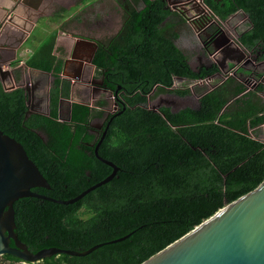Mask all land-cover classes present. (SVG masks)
Segmentation results:
<instances>
[{"label": "trees", "instance_id": "obj_1", "mask_svg": "<svg viewBox=\"0 0 264 264\" xmlns=\"http://www.w3.org/2000/svg\"><path fill=\"white\" fill-rule=\"evenodd\" d=\"M117 2L124 24L115 37L98 43L92 61L104 89L126 105L99 148L100 157L120 168L108 184L76 204L54 202L73 199L111 175L95 148L110 119L123 110L108 116L102 132L92 120L104 119L105 99L92 106L74 103L71 121H60L59 101L69 99L72 85L62 78L63 59L53 54L56 37L46 38L25 62L54 76L49 116H27L25 90L7 91L0 78V130L23 145L51 186L33 191L54 200L25 198L14 204L18 238L33 253L50 248L82 253L129 236L86 257L59 254L40 264H143L264 182V142L258 140L264 130L263 74L238 69L210 90L195 88L198 109H148L155 94H191L170 89L175 78L192 84L221 71L216 63L192 69L176 45L177 25L183 22L166 9L165 0ZM203 2L222 22L247 14L249 29L239 42L264 60V0ZM19 62L10 63L17 84ZM248 78L258 86L248 88ZM19 262L7 255L0 264Z\"/></svg>", "mask_w": 264, "mask_h": 264}, {"label": "water", "instance_id": "obj_2", "mask_svg": "<svg viewBox=\"0 0 264 264\" xmlns=\"http://www.w3.org/2000/svg\"><path fill=\"white\" fill-rule=\"evenodd\" d=\"M22 1L25 4L26 1ZM182 1L184 0L169 1V5L175 9L177 4L182 6ZM193 1L200 9L199 13H206V10L200 5V2L204 3L203 0ZM5 21H9V19ZM1 32L2 29H0ZM23 42L24 40H21L17 45L0 48L15 54L22 47ZM212 45L218 56L216 64L225 75L230 72L231 66L242 67L251 63L248 53L234 43L226 33H220ZM94 47L96 51L97 45L95 44ZM10 60H0V78L3 87L6 89L8 85L7 91L24 88L29 95L28 86L17 84L11 71L2 66ZM178 80L181 79L178 78ZM118 90L115 91L116 95ZM108 93L110 98H116L113 97V92L109 91ZM29 102L28 96L27 116L34 113ZM118 106H122L123 110L116 114ZM114 110L116 115L110 119L95 148L97 159L111 167L113 172L102 182L67 201H54L33 191L34 189L50 190L51 186L38 166L29 158L23 145L0 130V259L8 255L26 263H38L59 254L86 257L105 245L115 244L129 237L96 245L82 253L58 248L44 249L33 253L16 233L14 204L20 199L36 198L69 206L83 200L91 192L108 184L116 177L120 168L99 156V148L108 134L111 122L126 110V105L121 100L115 101ZM159 110L160 108L154 109V111ZM70 121L71 108L67 122ZM143 264H264V182L254 191L227 205L195 230L152 256Z\"/></svg>", "mask_w": 264, "mask_h": 264}, {"label": "crops", "instance_id": "obj_3", "mask_svg": "<svg viewBox=\"0 0 264 264\" xmlns=\"http://www.w3.org/2000/svg\"><path fill=\"white\" fill-rule=\"evenodd\" d=\"M24 1L27 3L24 4L23 1L20 3V0H0V25L4 22V26H8L11 30L10 35H12H7L3 43H0V47L9 46V43L18 44L24 40V44L15 54L0 49L5 52V55L10 54L6 61L14 58L7 62L10 66V63L15 61L19 55H27L28 59L39 45L46 41L44 38L37 46L28 45L35 37L34 34L38 29H43L47 38L56 37L53 54L57 58L63 59L62 78L71 82L72 85L69 99L61 98L59 101V119L61 122H67L70 108L72 112V104H86L75 100L76 92L82 91V94L88 97L86 95L90 94L91 91L92 94L99 91L100 94H107L109 97V91L102 89L104 81L99 76L92 61L98 50V43L106 42L120 32L125 21V13L117 0H79L78 2L76 0H60L61 6L58 9L50 6V2L56 0ZM165 1L167 3L166 9H172L169 0ZM88 7L91 10L90 13L85 12ZM144 7L143 5L139 9ZM86 15L88 18L82 19ZM6 19L9 21L5 22ZM42 23L44 24L43 27H41ZM52 25L54 26L53 29L50 27ZM70 27L71 29H69ZM181 27L182 24L177 25L178 30ZM95 44L97 45L96 51ZM25 62L26 60L20 63L17 68L21 70L22 80L20 84L29 88L27 101L29 96V104L34 110L33 114L49 116L54 76L52 73L29 68ZM12 76L14 79V69ZM174 80L185 81L178 80V78ZM96 99L97 96H92L89 101L95 103L98 100ZM64 111L66 112L65 116H63Z\"/></svg>", "mask_w": 264, "mask_h": 264}, {"label": "rangeland", "instance_id": "obj_4", "mask_svg": "<svg viewBox=\"0 0 264 264\" xmlns=\"http://www.w3.org/2000/svg\"><path fill=\"white\" fill-rule=\"evenodd\" d=\"M86 1H88V0H86ZM21 2H22V0H20V3ZM192 2H194V1H192ZM201 5H202V8H204L202 2H201ZM182 6H183V4H182ZM194 6H196L195 2H194ZM142 7H143V4L141 3L139 5V8H142ZM198 9L199 8L197 7V9L195 8L194 10L198 11ZM195 11H191L190 16H192ZM85 12L86 13L91 12L89 7L85 9ZM85 18H88V16L87 15L83 16L82 19H85ZM88 20L91 21V19H88ZM43 25L44 24L42 23L41 27H43ZM50 27H51V29H53L54 26L52 25ZM215 27H217V28L219 27V29H220V27L223 28V30H225L230 35L232 40H234L236 42V44H238L241 48H243V46H241V44L238 43L237 41L239 38V34L248 29V20H247V17L245 14L240 13V14L232 17L226 23L218 21L215 24ZM0 29H2V32H3V33L1 32L3 35L0 38V43H3V41L6 39L7 35H10L11 30L8 28V26L7 27L4 26V22L1 23ZM69 29H71V27ZM181 31H182V33L180 31H178L179 34H181V37L176 41V44L184 52V54L187 56V58L189 59V63H190L193 70L196 71V70H198V68L200 66H209L212 63H216V59L218 56L217 55L212 56L208 52V48H209L208 45L206 43H202L204 36H205V33L202 30L201 31L197 30L192 23L188 22V24L182 25ZM34 35L36 38L34 37L33 40L30 41V43L28 44L29 46H32V47L37 46L39 44V42L44 40V38H47V36H46L47 34L45 33V31L43 29H38ZM10 36H12V35H10ZM209 46H211V45H209ZM9 56H10V54L5 55V52H3L0 49V60H7L9 58ZM249 57L251 58V62H252V60H254V59L251 57L250 54H249ZM2 66H4L5 68H8L12 73L13 69L7 63L2 64ZM244 67H245L244 69H246V70L250 69L249 71L253 70L254 72H257V73H264V67L262 69L254 68L251 66V64L244 65ZM239 69H241L242 71L244 70L242 68H239ZM226 75L223 74L221 77L212 78V79H210V82L204 83L203 86L202 85H195V83L190 84L186 81L178 82L177 80H174V84H176V87L174 89H181V90L189 89L191 91V94L184 97L185 99H181V100H179L180 97H178L174 93H170V94L164 93V94H157V95L155 94L149 99L146 107L148 109H151V110L166 107V108L171 109L174 112L178 111V110L185 109V108L196 109L197 105L199 103V96L195 93V88H203L205 90H210L214 87V85L218 81L223 80ZM262 82H264V79L262 80ZM246 84H247L248 88L252 89V88H256L258 86L259 82L256 83L255 80L251 81V78H248L246 81ZM7 88H8V85H7ZM7 88H6V90H7ZM262 97L264 98L263 94H262ZM89 98H91V97H85V95L82 94V91H79L78 93L76 92L75 100L80 102V103H86V104H89L90 106L93 105L94 101H92V102L89 101ZM97 99L98 100H100V99L107 100L108 106L105 109L106 113H109L110 111L112 112L114 110L115 100L113 98L108 97L107 94L101 93V95H99L97 97ZM163 99H170L172 101L176 100V101H178L180 106H177L174 103H162L161 100H163ZM65 114H66V112L64 111L63 116H65ZM100 125H102V120H97V119L92 120V126L96 127V126H100ZM258 140L261 142H264V130H261V133L258 136ZM0 261H2V258L0 259ZM5 264H7V263H5ZM17 264H29V263H25L22 261V262H19ZM31 264H40V262L31 263Z\"/></svg>", "mask_w": 264, "mask_h": 264}, {"label": "flooded vegetation", "instance_id": "obj_5", "mask_svg": "<svg viewBox=\"0 0 264 264\" xmlns=\"http://www.w3.org/2000/svg\"><path fill=\"white\" fill-rule=\"evenodd\" d=\"M77 2L79 1V0H76ZM169 1H180V0H169ZM193 0H184V1H182V3L181 4H183V6H180V5H178L177 4V7L175 8V9H171V10H173V11H175V12H177L179 15H180V17H181V21L183 22L182 23V25L183 24H188V22H190V23H192L193 25H194V27L197 29V30H199V31H203L204 33H205V36H204V39H203V41H202V43H206L207 45H208V47H210V51H208L212 56H216L217 55V53L214 51V48H213V45H212V43L214 42V40L218 37V35L221 33H226L227 35H229L225 30H223V28H221L220 27V29H219V32L216 34L215 32H214V30H213V32H211L212 31V27H215V24H216V22L214 21V16H211L209 13H199V9H198V11L196 10H194L195 8L197 9V6H194V2H192ZM60 0H56V1H52V2H50V6H52V8H54V9H58L61 5H60ZM180 6V7H179ZM195 8H194V7ZM193 7V8H192ZM191 11H195L194 13H193V15L192 16H190V12ZM245 14V13H243V12H239V13H236V14H234V15H232L230 18H229V20L232 18V17H234V16H236V15H238V14ZM246 15V17H247V20H248V29H249V16L247 15V14H245ZM190 16V17H189ZM190 19H189V18ZM196 17H198V19H194V18H196ZM184 20V21H183ZM229 20H227L226 22H228ZM219 21L220 22H222L220 19H219ZM226 22H224V23H226ZM201 26V27H200ZM219 28V27H218ZM247 29V30H248ZM180 30V32H181V28L179 29ZM246 30V31H247ZM243 32H245V31H243ZM216 34V35H215ZM230 36V35H229ZM180 37H181V34H180ZM179 37V38H180ZM214 37V38H213ZM239 37H240V34H239ZM231 38V37H230ZM232 39V38H231ZM233 42L234 43H236L234 40H233ZM238 43H240L239 42V38H238V41H237ZM211 44V46H209L210 44ZM17 43H9V45H16ZM242 46V45H241ZM244 48V47H243ZM244 50L247 52V53H249L250 55H251V57L254 59V60H252V62L250 63L251 64V66L252 67H254V68H260V69H262L263 67H264V60H261V61H259L258 60V55L256 54V53H250L247 49H245L244 48ZM249 54H248V56H249ZM250 58V57H249ZM250 61H251V58H250ZM212 64H214V63H212ZM211 65V64H210ZM239 68H242V69H244L245 67L244 66H242V67H234L233 66V68H231V70H230V72L231 71H233L234 72V75L236 74V71L239 69ZM244 70H246V69H244ZM250 69H247L246 71H249ZM221 71V70H220ZM252 72L253 73H257V72H254L253 70H252ZM221 75H218L217 77H221L222 75H223V73L221 72L220 73ZM263 74V78L261 79V83L264 85V82H262V80L264 79V73H262ZM228 75V74H227ZM104 85V84H103ZM102 89H104V87H102ZM105 90V89H104ZM106 91V90H105ZM99 91H95L94 92V94H92V91L90 92V94H88V95H86V96H88V97H92V96H99V95H101L100 94V92L98 93ZM263 94V96H264V92L262 93ZM179 97V96H178ZM181 99H185L184 97H180L179 98V100H181ZM161 102L162 103H174L175 105H177V106H180L179 105V103H178V101H172V100H170V99H163V100H161ZM119 107L120 106H118L117 107V110H119ZM115 110H116V108H115ZM115 110H113L112 112L110 111L109 113H106L105 114V117H104V119L102 120V125H100V126H93L94 128H96L97 129V131L98 132H102L103 131V125H104V123H105V121L107 120V118H108V116L109 115H111V114H115ZM117 113V112H116ZM97 120H99V119H97ZM26 263V262H25ZM29 264H31V263H29Z\"/></svg>", "mask_w": 264, "mask_h": 264}, {"label": "built area", "instance_id": "obj_6", "mask_svg": "<svg viewBox=\"0 0 264 264\" xmlns=\"http://www.w3.org/2000/svg\"><path fill=\"white\" fill-rule=\"evenodd\" d=\"M200 5H201V2H200ZM202 6V5H201ZM203 7H204V9L206 10V12L207 13H209L211 16H214V13L203 3ZM195 20L196 19H198V17H196V18H194ZM219 21V18L217 17V16H214V21L217 23L218 21ZM24 53L25 54H27V52L26 51H24ZM20 57L21 58H25L26 57V55H20ZM228 75L229 76H234V72L233 71H231V72H229L228 73ZM208 83V82H210V79H205V80H198V81H196L195 82V85H204V83ZM176 87V84H174L173 86H172V88H170V89H174Z\"/></svg>", "mask_w": 264, "mask_h": 264}, {"label": "clouds", "instance_id": "obj_7", "mask_svg": "<svg viewBox=\"0 0 264 264\" xmlns=\"http://www.w3.org/2000/svg\"><path fill=\"white\" fill-rule=\"evenodd\" d=\"M5 22H6V21H5ZM19 59H20V60H19ZM16 60H19V61H20L19 64H20V63H23L24 60L27 61V55H26L25 58H21L20 55H19V56H17V59H16Z\"/></svg>", "mask_w": 264, "mask_h": 264}]
</instances>
